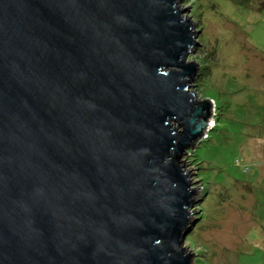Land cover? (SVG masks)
I'll use <instances>...</instances> for the list:
<instances>
[{
	"label": "water",
	"instance_id": "95a60500",
	"mask_svg": "<svg viewBox=\"0 0 264 264\" xmlns=\"http://www.w3.org/2000/svg\"><path fill=\"white\" fill-rule=\"evenodd\" d=\"M182 2L0 0V264H192Z\"/></svg>",
	"mask_w": 264,
	"mask_h": 264
},
{
	"label": "rangeland",
	"instance_id": "374dc122",
	"mask_svg": "<svg viewBox=\"0 0 264 264\" xmlns=\"http://www.w3.org/2000/svg\"><path fill=\"white\" fill-rule=\"evenodd\" d=\"M182 5L198 33L190 90L212 104L207 133L181 158L191 186L202 183L183 245L192 264H264V0Z\"/></svg>",
	"mask_w": 264,
	"mask_h": 264
},
{
	"label": "trees",
	"instance_id": "16d2710c",
	"mask_svg": "<svg viewBox=\"0 0 264 264\" xmlns=\"http://www.w3.org/2000/svg\"><path fill=\"white\" fill-rule=\"evenodd\" d=\"M197 143V142H196ZM201 161V160H200Z\"/></svg>",
	"mask_w": 264,
	"mask_h": 264
},
{
	"label": "bare ground",
	"instance_id": "6f19581e",
	"mask_svg": "<svg viewBox=\"0 0 264 264\" xmlns=\"http://www.w3.org/2000/svg\"><path fill=\"white\" fill-rule=\"evenodd\" d=\"M213 122V121H212Z\"/></svg>",
	"mask_w": 264,
	"mask_h": 264
}]
</instances>
